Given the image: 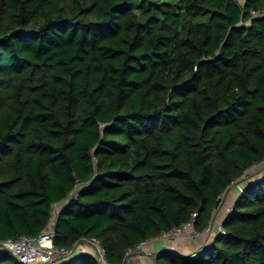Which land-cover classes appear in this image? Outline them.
<instances>
[{
  "label": "trees",
  "instance_id": "trees-1",
  "mask_svg": "<svg viewBox=\"0 0 264 264\" xmlns=\"http://www.w3.org/2000/svg\"><path fill=\"white\" fill-rule=\"evenodd\" d=\"M263 159L264 0H0V241L52 221L55 246L123 264L193 213L204 231ZM255 176L223 232L155 264H264Z\"/></svg>",
  "mask_w": 264,
  "mask_h": 264
},
{
  "label": "built area",
  "instance_id": "built-area-1",
  "mask_svg": "<svg viewBox=\"0 0 264 264\" xmlns=\"http://www.w3.org/2000/svg\"><path fill=\"white\" fill-rule=\"evenodd\" d=\"M257 166L263 168L264 159L253 165L248 171ZM229 209L230 207L227 208V211ZM195 217L196 213H193L190 220L185 222L182 226L173 227L154 239L164 238L170 244L179 239H188L191 241L198 240L200 232L194 228ZM204 231L214 236L216 232H223L224 230L221 223L215 222L213 224L209 223ZM53 238L54 228L53 222L51 221L37 235H21L15 239H5L0 241V251L5 250L9 252L21 264H61L68 262L76 253L90 251L95 255L98 264H110L107 260L102 244L95 238H83L76 242L72 247L55 246ZM152 240H143L134 248L127 249L125 251V259H144L148 255L147 246ZM87 248L90 250H86Z\"/></svg>",
  "mask_w": 264,
  "mask_h": 264
},
{
  "label": "rangeland",
  "instance_id": "rangeland-1",
  "mask_svg": "<svg viewBox=\"0 0 264 264\" xmlns=\"http://www.w3.org/2000/svg\"><path fill=\"white\" fill-rule=\"evenodd\" d=\"M253 174L255 177H257L258 175H262L264 174V167L263 168H260V166H257L253 169H251L250 171L246 172V175L244 174L243 176H241L240 178H238L237 180H235L229 187L228 189L220 196V203L218 204V206L216 208H214L212 210V213H211V216H210V219L208 221V224L211 223H217V221L219 222L218 218H217V215L219 212H222L224 215L227 214V208L230 207L231 203L235 200V198L238 196V194L240 193L243 185L245 184V177L247 175H251ZM240 188V190H239ZM222 221V220H221ZM221 221L219 223H221ZM207 224V225H208ZM204 234L206 237H204ZM210 238V239H213V235L211 234H208L207 232L205 231H200V236H199V239L198 241L196 242V244H201L205 238ZM163 238V237H162ZM160 239V238H159ZM163 240H165L163 238ZM186 240L188 239H185V240H182L180 241H175L172 243V246H175L174 243H177L176 245L178 246H184V247H189L190 245H194L195 246V243L193 242H186ZM191 241V240H189ZM89 248H87L86 250H88ZM90 250V249H89ZM124 264H155V254L153 253L151 256H149V254L142 260H130V259H125V256H124Z\"/></svg>",
  "mask_w": 264,
  "mask_h": 264
},
{
  "label": "crops",
  "instance_id": "crops-1",
  "mask_svg": "<svg viewBox=\"0 0 264 264\" xmlns=\"http://www.w3.org/2000/svg\"><path fill=\"white\" fill-rule=\"evenodd\" d=\"M239 190H240V188H239ZM224 216L225 215L222 212L218 213L217 218H218L219 222L221 220H223ZM219 222L217 221V223H219ZM204 237H206L205 234H204ZM182 240H185V239H180V241H182ZM210 240L211 239L209 237L205 238L204 241L201 244H196V242L198 240H196V241L186 240V242L195 243V246L194 245H190L189 247H184V246H181V245L180 246L176 245L178 242L174 243L175 246H172V244L168 243L166 240L153 239L151 242H149V244L147 246V251H148L149 256H151L153 253L156 254L161 249H171V250H176V251H178L180 253L186 254V253H189V252H191V251H193L195 249L200 248L202 245H204L206 242H208ZM177 241H179V240H177ZM137 261H139V260H137Z\"/></svg>",
  "mask_w": 264,
  "mask_h": 264
},
{
  "label": "water",
  "instance_id": "water-1",
  "mask_svg": "<svg viewBox=\"0 0 264 264\" xmlns=\"http://www.w3.org/2000/svg\"><path fill=\"white\" fill-rule=\"evenodd\" d=\"M220 200H221V199L219 198L218 201H217V206H218V204L220 203Z\"/></svg>",
  "mask_w": 264,
  "mask_h": 264
}]
</instances>
